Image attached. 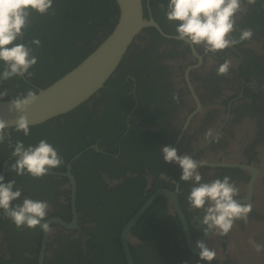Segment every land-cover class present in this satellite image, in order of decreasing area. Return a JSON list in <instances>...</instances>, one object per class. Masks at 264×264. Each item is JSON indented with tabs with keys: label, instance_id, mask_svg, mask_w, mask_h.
Here are the masks:
<instances>
[{
	"label": "flooded vegetation",
	"instance_id": "obj_1",
	"mask_svg": "<svg viewBox=\"0 0 264 264\" xmlns=\"http://www.w3.org/2000/svg\"><path fill=\"white\" fill-rule=\"evenodd\" d=\"M161 3L167 0H143L144 16L154 19L162 33L151 26L143 29L112 76L113 85L97 94L95 109L89 103V120L79 116L69 119L76 122L72 125L62 124L64 119L51 124L64 160L51 169L55 174L17 176L6 172L9 161L2 171L7 158L1 162L5 182L15 179L22 189L13 203L28 197L50 204L46 219L53 231L47 233L44 264H120L121 230L152 197L148 208H153L133 231L144 215L137 221L128 241L138 264H264V252L257 254L248 243L251 238L264 245V0L245 3L246 11L238 14L237 28H251L252 39L215 56L176 39L175 22L166 20ZM233 35L238 37L239 31ZM226 58L233 62L229 74L217 75ZM208 129L220 135L219 141L204 139ZM169 145L178 155L207 161L199 169L204 182L232 177L240 189L237 202L252 205L248 223L236 221L225 236L205 235L204 226L193 220L203 213L189 211L192 182L179 180L178 164L163 161L161 149ZM81 147L91 154L78 160L82 152L72 154ZM161 172L180 183V193L160 179ZM139 176L144 182H125ZM119 178L124 180L115 183ZM163 189L176 195L193 243L199 240L216 249L213 261H201L199 249L191 251L171 199L154 197ZM156 231L163 244L151 239ZM43 237L39 227L17 229L0 211V264H39Z\"/></svg>",
	"mask_w": 264,
	"mask_h": 264
},
{
	"label": "clouds",
	"instance_id": "obj_2",
	"mask_svg": "<svg viewBox=\"0 0 264 264\" xmlns=\"http://www.w3.org/2000/svg\"><path fill=\"white\" fill-rule=\"evenodd\" d=\"M255 5L257 0H167V4L158 5L164 11L169 23L175 22L176 39L186 42L194 48L200 47L205 54L215 56L217 53L234 47L244 41L251 40V28H237L238 14L246 11L244 5ZM53 0H0V83L12 78H31L30 71L37 64L38 57L34 55V48L41 44L38 38L28 43H21L25 30L30 27L31 16L54 15ZM52 9L50 12L49 10ZM239 31V36L233 33ZM211 61V57H209ZM233 62L226 58L216 69L217 75L227 76ZM9 95L8 89L0 91V99ZM173 100L179 102L177 94ZM37 100V92L28 89L20 92L8 103V111L23 113ZM15 131L22 132L25 137L30 134V127L25 115L21 114L15 120ZM9 122L0 119V145L7 141L12 149L11 156L16 157L9 169L17 176L28 175L34 179L46 176L51 169L59 168L64 164L62 156L47 139H41L37 144L25 145L22 140L12 141ZM215 138L219 141L220 135L214 129H208L204 139ZM161 155L165 163L178 164L181 169L179 180L192 182L187 196L189 211L199 210L201 216H194L193 220L203 225V232L208 235L225 236L232 230L236 221L248 223L252 210L250 203L237 202L240 189L232 177L225 175L208 182L203 181L199 171L207 163L205 159H195L189 155H178L177 149L164 146ZM8 169V170H9ZM160 179L175 185L174 191L181 192V185L163 172ZM22 197V189L16 186L15 179L7 183L0 175V211L17 229H36L39 227L44 233H51L53 229L47 222L50 204L47 200H36L24 197L21 203H13ZM248 243L259 254L264 252V245L249 238ZM199 249V259L211 262L217 252L209 248L205 242L196 241Z\"/></svg>",
	"mask_w": 264,
	"mask_h": 264
},
{
	"label": "trees",
	"instance_id": "obj_3",
	"mask_svg": "<svg viewBox=\"0 0 264 264\" xmlns=\"http://www.w3.org/2000/svg\"><path fill=\"white\" fill-rule=\"evenodd\" d=\"M52 8L55 10L54 15H39L33 12L31 16L32 23L30 27L25 30L23 40L19 41L21 43H28L33 38H38L40 40L41 46L38 49H36L34 45L32 46L34 48V55L38 57L37 64L30 69L34 75L30 79L26 77L12 78L0 83V91L8 89L9 92V95L2 98V100H11L18 93L26 92L28 89H33L37 92V89L50 85L58 79V77H61L71 70L91 53L102 39L112 31L119 14L115 0H53ZM49 11L51 12L52 9ZM122 62L119 64L114 74L120 69ZM0 67H2V65H0ZM111 85H113L112 77L106 81L104 87L100 89L98 93H102L105 89L111 87ZM97 99V94H95L89 100L85 101L84 104L70 112L56 117L52 121L50 120L40 125L31 126L30 134L27 137H25L22 132L15 131L14 127L9 128L8 131L11 132L13 143H15L16 140H22L27 146L29 144L35 145L41 139H47V141L51 139L56 146H54V144L52 145L56 148L58 142L53 134L55 130L51 128V124L56 123L60 125L62 119L65 120L62 124H65L70 118H77L79 116L87 118V115L92 112H89V105L92 103L91 108L92 110L95 109L94 107ZM82 122H86V119ZM74 123L76 122H68L66 125H72ZM83 150L84 147H81L72 155L82 152L81 156L78 158L79 160L91 154L90 150ZM11 152L12 149L8 147L7 141L0 145V171L2 168L1 162L11 156ZM14 160L15 159H11L9 161L6 172L11 171L9 166ZM56 169L58 168L54 170ZM138 179L144 182L141 176L138 178L126 179L125 182H133ZM143 201L138 202L137 208L131 211L129 218L137 211ZM151 208H153V204L138 221L133 231L136 230L137 226L145 222ZM129 218H126L124 222ZM151 239L163 244L164 237L159 235V232L156 231L151 235ZM146 243L156 246L152 241ZM115 244L117 248L120 246L118 233L115 236ZM118 252L121 253L120 264H125V259L120 248H118ZM78 258H80V256H78ZM133 260L134 264H138L134 253ZM181 260H185L184 255Z\"/></svg>",
	"mask_w": 264,
	"mask_h": 264
},
{
	"label": "water",
	"instance_id": "obj_4",
	"mask_svg": "<svg viewBox=\"0 0 264 264\" xmlns=\"http://www.w3.org/2000/svg\"><path fill=\"white\" fill-rule=\"evenodd\" d=\"M115 1L118 6L119 14L112 31H110L95 49L75 67L61 77H58V79L50 85L37 89V100L34 104L29 106L23 113H9L8 103L10 100L0 99V119L7 120L9 122V128L15 127V120L21 114L26 116L29 127H31L50 120L52 121L56 117L64 115L84 104L85 101L89 100L95 94H98V91L104 87L106 81L114 75L128 49L134 42H138V36L142 35L144 28L150 26L155 27L160 33H162L159 25L154 19L144 16L143 0ZM11 159H16V157L9 156L6 159L3 164V172L5 171L7 162ZM49 174H55V172L50 170ZM70 179L74 186L75 183L72 175H70ZM123 180V178H119L114 180V182L117 183ZM157 195L166 196L171 199L178 212L186 242L191 251L197 252L198 248L190 238L188 225L179 208L176 195L164 189L156 192L154 197ZM74 197L75 195L73 193V198ZM152 199L144 202L121 230L120 241L124 251L126 264H134L128 246V241L132 239L131 230L136 225L137 221L144 215ZM62 224L66 227H72L75 222L69 225H66L63 222ZM46 242L47 233H44L40 248L39 264H44L43 257Z\"/></svg>",
	"mask_w": 264,
	"mask_h": 264
}]
</instances>
